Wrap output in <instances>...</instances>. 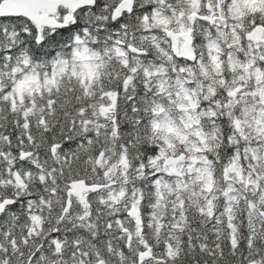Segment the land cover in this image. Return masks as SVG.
Wrapping results in <instances>:
<instances>
[{"label":"snow or ice","instance_id":"obj_1","mask_svg":"<svg viewBox=\"0 0 264 264\" xmlns=\"http://www.w3.org/2000/svg\"><path fill=\"white\" fill-rule=\"evenodd\" d=\"M0 264H264V0H0Z\"/></svg>","mask_w":264,"mask_h":264}]
</instances>
